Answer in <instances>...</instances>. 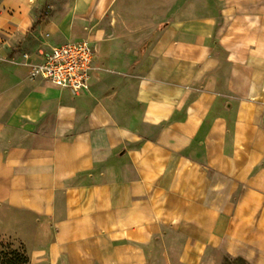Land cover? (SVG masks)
<instances>
[{
    "label": "crops",
    "instance_id": "0c3cea01",
    "mask_svg": "<svg viewBox=\"0 0 264 264\" xmlns=\"http://www.w3.org/2000/svg\"><path fill=\"white\" fill-rule=\"evenodd\" d=\"M80 40L85 93L30 79ZM3 240L26 264H264V0H0Z\"/></svg>",
    "mask_w": 264,
    "mask_h": 264
},
{
    "label": "built area",
    "instance_id": "2783aa9c",
    "mask_svg": "<svg viewBox=\"0 0 264 264\" xmlns=\"http://www.w3.org/2000/svg\"><path fill=\"white\" fill-rule=\"evenodd\" d=\"M32 64L30 79H43L56 88L80 95L89 88L93 49L87 40L70 41L43 50ZM25 61L28 57L24 56Z\"/></svg>",
    "mask_w": 264,
    "mask_h": 264
},
{
    "label": "trees",
    "instance_id": "16d2710c",
    "mask_svg": "<svg viewBox=\"0 0 264 264\" xmlns=\"http://www.w3.org/2000/svg\"><path fill=\"white\" fill-rule=\"evenodd\" d=\"M20 253V254H19ZM27 257L20 251L11 249L7 254L0 252V264H26Z\"/></svg>",
    "mask_w": 264,
    "mask_h": 264
},
{
    "label": "rangeland",
    "instance_id": "374dc122",
    "mask_svg": "<svg viewBox=\"0 0 264 264\" xmlns=\"http://www.w3.org/2000/svg\"><path fill=\"white\" fill-rule=\"evenodd\" d=\"M45 9H46V6H44V10ZM11 249H12V247H11L9 242H7L6 240L0 241V252H2L3 254L4 253L7 254ZM222 263L223 264H246V263L242 262L241 260L237 261V260H230L227 258H224Z\"/></svg>",
    "mask_w": 264,
    "mask_h": 264
}]
</instances>
